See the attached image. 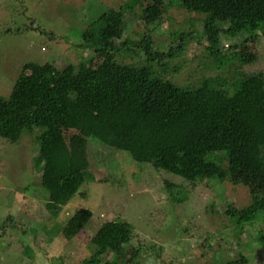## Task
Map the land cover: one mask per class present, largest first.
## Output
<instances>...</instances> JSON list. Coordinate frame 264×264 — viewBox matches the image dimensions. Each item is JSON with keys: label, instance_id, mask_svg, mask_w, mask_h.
Listing matches in <instances>:
<instances>
[{"label": "rangeland", "instance_id": "obj_1", "mask_svg": "<svg viewBox=\"0 0 264 264\" xmlns=\"http://www.w3.org/2000/svg\"><path fill=\"white\" fill-rule=\"evenodd\" d=\"M129 1L0 0V99H10L21 72L30 74L24 66L34 63L49 78L42 103L53 109L59 98L54 67L84 63L95 69L101 57L92 53L93 47L77 44L81 29L99 9L117 12L126 4L130 7ZM140 2L143 9L167 6L168 12L161 14L158 24L146 27L140 7L125 11L122 40L134 55L130 49L118 52V63L143 61L142 52L130 45L141 42L143 35L150 33L152 44L164 47L180 45L170 35L189 32L195 39L187 38L182 54L166 61V72L155 66L161 78L179 86L191 75L199 82L208 77L231 81L243 73L260 74L264 80L263 37L242 43L248 36L242 35L231 44L226 38L221 55H216L207 50L201 16L171 7L170 0ZM77 132L61 129L69 147L75 142L77 166L94 178L80 180L77 192L65 203L61 195L47 193L39 183L38 131L13 143L0 138V264H88L85 260L95 254L91 239L107 222L132 227L131 240L120 248L128 256L138 254L141 264H264V240L255 241L264 237V215L233 223L228 214L251 204L250 188L264 189V130L259 147L250 148L254 166L244 175L256 188L237 181L234 173L241 170L228 169L223 154H217L222 161L216 158L222 178L186 180L136 163L126 152L111 150L115 154L110 156L109 149ZM118 255L114 243L89 264H109Z\"/></svg>", "mask_w": 264, "mask_h": 264}, {"label": "trees", "instance_id": "obj_2", "mask_svg": "<svg viewBox=\"0 0 264 264\" xmlns=\"http://www.w3.org/2000/svg\"><path fill=\"white\" fill-rule=\"evenodd\" d=\"M129 3L130 7L126 4L117 12L99 9L81 29L77 44L93 47L92 53L101 57V63L95 69L84 63L54 67L59 98L53 109L42 103L51 85L42 66H24L30 74L22 71L10 99H0V138L13 143L38 131L39 183L47 193L61 195L64 203L74 196L81 181L94 177L77 166L75 142L69 147L61 129L86 134L109 149L110 156L115 154L111 150L126 152L136 163L186 180L222 178V159L217 154H223L228 169L241 170L233 174L240 179L237 181L256 188L244 175L254 166L250 148L259 147L264 130V80L260 74L243 73L231 81L208 77L200 82L191 75L181 86L161 78L155 66H163L161 72L165 73L166 61L182 54L187 38L195 39L189 32L170 35L169 39L174 42L175 35L180 45L164 47L154 46L150 33L143 35L141 42L130 44L138 54L142 52L143 61L118 63L116 53L130 49L133 54L129 43L122 40L125 11L140 7V19L146 27L158 24L161 14L168 12L167 6L155 10L153 6L143 9L140 0ZM170 4L201 16L207 50L213 54L221 55V42L226 38L229 44L242 35H248L242 43L264 38V0H170ZM250 189L251 204L242 210H229L233 223L264 215V189ZM131 235L128 223H105L91 239L95 254L85 262L94 263L97 255L115 243L119 259L112 264H141L138 254L128 256L120 248L129 243ZM261 239L264 237L255 241Z\"/></svg>", "mask_w": 264, "mask_h": 264}]
</instances>
